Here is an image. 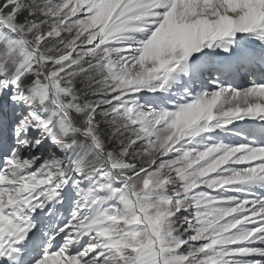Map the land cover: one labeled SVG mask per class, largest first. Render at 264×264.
I'll use <instances>...</instances> for the list:
<instances>
[{
	"label": "snow or ice",
	"instance_id": "snow-or-ice-1",
	"mask_svg": "<svg viewBox=\"0 0 264 264\" xmlns=\"http://www.w3.org/2000/svg\"><path fill=\"white\" fill-rule=\"evenodd\" d=\"M0 264H264V0H0Z\"/></svg>",
	"mask_w": 264,
	"mask_h": 264
}]
</instances>
